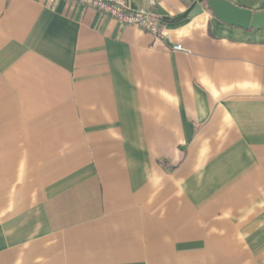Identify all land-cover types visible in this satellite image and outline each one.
<instances>
[{"label": "crops", "instance_id": "0c3cea01", "mask_svg": "<svg viewBox=\"0 0 264 264\" xmlns=\"http://www.w3.org/2000/svg\"><path fill=\"white\" fill-rule=\"evenodd\" d=\"M123 1L0 0V264H264V28Z\"/></svg>", "mask_w": 264, "mask_h": 264}, {"label": "built area", "instance_id": "2783aa9c", "mask_svg": "<svg viewBox=\"0 0 264 264\" xmlns=\"http://www.w3.org/2000/svg\"><path fill=\"white\" fill-rule=\"evenodd\" d=\"M80 6L92 8L98 12L115 19L123 25H133L149 33L154 38L167 40L161 26L152 21L144 12H130L123 0H69ZM172 50L179 51L181 46L173 45Z\"/></svg>", "mask_w": 264, "mask_h": 264}, {"label": "water", "instance_id": "95a60500", "mask_svg": "<svg viewBox=\"0 0 264 264\" xmlns=\"http://www.w3.org/2000/svg\"><path fill=\"white\" fill-rule=\"evenodd\" d=\"M205 8L223 24L244 30L264 28V11H251L235 6L227 0H205ZM202 12L199 4L190 14L195 16Z\"/></svg>", "mask_w": 264, "mask_h": 264}]
</instances>
